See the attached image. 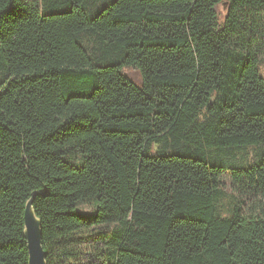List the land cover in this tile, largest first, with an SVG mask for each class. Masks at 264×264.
Wrapping results in <instances>:
<instances>
[{
	"label": "trees",
	"instance_id": "16d2710c",
	"mask_svg": "<svg viewBox=\"0 0 264 264\" xmlns=\"http://www.w3.org/2000/svg\"><path fill=\"white\" fill-rule=\"evenodd\" d=\"M35 1L0 0V264L28 203L44 264H264V0Z\"/></svg>",
	"mask_w": 264,
	"mask_h": 264
},
{
	"label": "water",
	"instance_id": "95a60500",
	"mask_svg": "<svg viewBox=\"0 0 264 264\" xmlns=\"http://www.w3.org/2000/svg\"><path fill=\"white\" fill-rule=\"evenodd\" d=\"M29 208L30 203L26 206L24 216L29 264H44V254L40 243L41 236L39 233V226L29 213Z\"/></svg>",
	"mask_w": 264,
	"mask_h": 264
},
{
	"label": "rangeland",
	"instance_id": "374dc122",
	"mask_svg": "<svg viewBox=\"0 0 264 264\" xmlns=\"http://www.w3.org/2000/svg\"><path fill=\"white\" fill-rule=\"evenodd\" d=\"M256 25H257V33H256L257 40L250 44V48L252 51H259L257 53V58L260 61L258 65V71L260 76L264 79V13H261L259 16L256 17ZM126 74L129 75L130 78L137 80V74L135 72L126 71ZM247 158H251L249 151H247ZM215 163L218 165L221 164V162L219 161H216ZM226 188H228L227 184H226Z\"/></svg>",
	"mask_w": 264,
	"mask_h": 264
},
{
	"label": "bare ground",
	"instance_id": "6f19581e",
	"mask_svg": "<svg viewBox=\"0 0 264 264\" xmlns=\"http://www.w3.org/2000/svg\"><path fill=\"white\" fill-rule=\"evenodd\" d=\"M29 213H30V209H29Z\"/></svg>",
	"mask_w": 264,
	"mask_h": 264
}]
</instances>
